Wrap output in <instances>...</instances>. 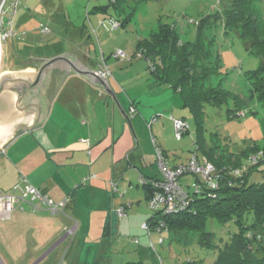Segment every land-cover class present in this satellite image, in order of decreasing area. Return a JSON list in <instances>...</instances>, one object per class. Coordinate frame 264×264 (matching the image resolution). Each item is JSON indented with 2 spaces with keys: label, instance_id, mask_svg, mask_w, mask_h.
<instances>
[{
  "label": "crops",
  "instance_id": "1",
  "mask_svg": "<svg viewBox=\"0 0 264 264\" xmlns=\"http://www.w3.org/2000/svg\"><path fill=\"white\" fill-rule=\"evenodd\" d=\"M66 1L70 2L68 10L62 9L55 14L56 17L47 13L49 19L59 25L61 31L57 37L66 38L63 42L59 39L54 41L58 45L56 51L47 56L34 54L32 48L37 44L28 36L25 35L27 37L25 40L20 38L16 43H12L11 38V46L14 48L9 54L13 67H4V72L26 69L34 72L43 59H50L63 53L75 55L85 67L95 71L100 67H106L110 71L108 82L120 106L127 114L131 113V108L135 111L133 120L136 121V129L126 123L112 99L105 98L86 79L73 74L68 75L64 80L62 78L42 124L32 132H23L15 136L0 151V163L2 162L3 167L0 175L1 192H8L19 179L24 178L54 201L66 197L71 200L67 205L66 217L42 216L46 213L42 212L41 216L38 215L40 217L32 219L33 223L27 224L23 218L17 217L14 222L4 226V231L21 226L14 232L19 237L10 238L6 242L9 246L8 249L6 248V254L12 258L13 264L19 260L25 264H38L43 259L46 260L49 255L54 254L55 246L68 239L67 225L74 222L75 232L80 227L86 229L85 234L91 237L92 241H108V238H101L102 223L106 216L111 235L118 233L120 223L117 221L114 208L117 205L114 200L116 195L112 197L110 185L117 182L118 188L121 189L126 175L130 178L136 171L138 178L150 177L151 173L147 168L145 170L141 168L154 162V151L151 162L147 160L148 138L143 135L140 125L145 123L151 130L155 129L158 132L155 124L160 118H169L170 121L184 119L176 115L179 111H187L182 108V100L178 92H174L166 85H157L151 80L147 61L140 55H136L134 62L132 59L128 60L129 69L125 65L127 61L117 59L113 55L110 58L106 57L111 37L113 41L117 37L123 39L124 33H118V30H127L125 28L133 25L138 28L133 18L137 6L156 0H115L122 5V8L116 10L110 7L109 0ZM78 1L81 4L74 6ZM25 2L28 5L33 3V0H25ZM25 7L27 6L22 3L19 20L15 19L18 15L17 11L13 21L16 37L24 33L21 32L27 21L24 16L30 17L29 10L26 13ZM105 7L106 12L100 10ZM215 8L213 4L209 12ZM110 21L118 22V27L112 28ZM109 26L111 29H107ZM155 30L154 28L149 32L147 29L144 31L137 29L134 33L137 34L139 41L142 39L140 37H148ZM92 33L95 36L99 33L101 41L104 39L103 44L100 45V59ZM106 33L114 36H107ZM4 58L6 54L2 44L0 62L3 65ZM138 62L144 63V72ZM129 70L131 75L129 73L124 75ZM153 118L157 121L151 123ZM168 124L169 128H173L170 123ZM136 134L139 135V139L136 138ZM191 134L190 132L184 135L183 139L191 138ZM152 143L164 151L170 165H178L168 161L167 151L172 148L171 142L156 137L153 138ZM253 179L257 180V177ZM25 208L27 207L21 206L19 209L24 211ZM11 214L8 221H11ZM75 217L79 219V223H76ZM59 221H63L64 224ZM26 227L30 228L27 234L23 231ZM0 238L4 243L6 235L0 234ZM29 243L35 246L28 248ZM145 245L142 247L145 248ZM113 262L114 260L109 264ZM118 262L119 259L116 260V263ZM105 264H108L106 259Z\"/></svg>",
  "mask_w": 264,
  "mask_h": 264
},
{
  "label": "rangeland",
  "instance_id": "2",
  "mask_svg": "<svg viewBox=\"0 0 264 264\" xmlns=\"http://www.w3.org/2000/svg\"><path fill=\"white\" fill-rule=\"evenodd\" d=\"M224 1L226 7L231 0ZM217 2V0H156L155 2L148 1L146 4L138 5L137 12L133 17L138 28H135L136 26L133 25L132 27L129 26L125 28L127 30H118V33H124L122 34L123 39L117 37L113 41V38L111 37L108 47L109 52L106 57H113L114 54L120 50L125 53L129 61L132 59L134 62L136 60L135 49L138 41L137 34L134 32H136L137 29L140 31H144L145 29H147V31L154 28L157 29L158 21L166 24L177 23L179 26H182L179 20H183V15H186L185 19L187 23L189 21H198L201 16H205L209 13V9L213 4L218 8L219 5ZM22 3L27 6L24 10L26 13H28L29 10L30 17L24 16L27 21L25 26L21 28V32L24 31L23 34L18 37L15 36L12 38L13 40L7 39L3 43L6 58H4V65L0 62V73L4 72V67H13L11 64L12 62L10 61V52L13 51L14 47L11 45L12 43L18 42L20 38L25 40L27 38L26 36H28L30 40L37 44V46L34 44V48H32L34 54L40 53L45 56L56 51L58 45L55 44V40L59 39V41L63 42L66 39L64 36L57 37L61 31L59 25L56 21H51L47 13L55 15L62 9L68 10L70 2L66 0H33V3L31 2L27 5L25 0H21V7L18 10L17 18H15L16 21L19 20L21 15L20 9L22 8ZM78 4H81L80 1H78V3L75 2V5H73L78 6ZM258 7L260 17L264 21V0H261ZM86 23L89 25L87 21ZM45 27L48 28V32H43ZM186 27V33L188 32V34L185 38L190 41L194 40L196 34L195 27ZM108 28L111 29L110 26L107 27V29ZM106 35L114 36L108 33H106ZM214 35H216V47L218 48V53L220 55V66L218 75L213 76L210 83H207L206 86L217 87L220 85L221 88L226 90L232 97H229L226 102L219 105L213 106L205 104L200 118V127L196 125L194 117L190 111L187 109H184L187 111H179V114H177L176 117H184V120L189 123L192 133L190 135L191 138L183 139L182 137V140H179L180 142L174 137L175 130L171 118V121L169 118L164 117L156 122L155 126L158 127V132L155 131V129L151 130L147 124L145 125V123H142L140 125L141 131L143 135L148 138V161L151 162L150 159L153 151L154 154H156V146L152 143L153 138L155 139L156 137L167 139L172 143V148L167 151L168 161L171 164L178 165H187L191 157L194 155L195 149L198 158L200 160L202 159L203 152L201 149L197 150V148H199L196 143L197 141L202 142L203 146L205 145L210 148L212 146L218 147L225 153L237 154L254 144L264 148V106L260 104L257 97L254 95L250 96L251 86L246 77L247 74L259 68V60L257 57L244 50L240 40L236 36L231 35L225 37L221 28L217 29L214 32ZM92 37L94 45L96 46L97 55L100 59L99 50L104 39L101 41V35L99 33L97 36L93 34ZM140 38L144 39L146 36ZM11 40L13 41L12 43L10 42ZM7 53L10 54L7 55ZM128 60L122 61H127L125 65L129 69ZM138 64L143 67L144 72V63L138 62ZM128 73L131 75L130 70L129 72L124 73V75H127ZM124 75L122 77H124ZM233 96L241 99L250 98V105H240L236 107V101H234ZM126 108V110H128V107ZM235 113L236 117L231 118L230 115ZM127 115L131 120L132 128L134 127V129H136V121L133 120L134 116L130 114ZM168 123H170L173 128H169ZM171 129H173L172 132ZM136 138L139 139V135L136 134ZM141 143L142 140L140 144ZM188 144H190L189 147ZM258 155L259 154L251 155L250 158ZM243 164L246 165V167H249L250 164L253 166L255 165L250 162L249 157L243 161L241 166ZM2 168L1 162L0 175ZM146 168L153 178L162 179L163 174L159 172L155 162H151V164H148L146 167L143 166L141 170H145ZM236 169V175L242 176L243 174L241 172L244 170L241 168ZM261 169L263 170L264 166ZM135 173L138 175L137 171ZM135 173L132 174L130 178L126 175L122 181L123 186L119 189V194L114 196V200L117 204L116 207H114L116 212L120 208L124 206L126 207V215L121 218L116 217L118 219L117 221L120 223L118 233L111 235L109 229L108 241L103 240L105 242H96L92 241V238L88 235L86 236V229L80 227L79 229L77 228V232H75V222L70 225L68 224L67 227L69 230L66 234L68 239L55 246L56 249L54 250V254L49 255L46 260L43 259L42 262H39L38 264H61L62 262H64V264H105V259L108 264L113 260V264H124L126 262H136L139 264H212L216 252L201 248L197 243V237H190L191 241L185 245L171 241V239L163 232L159 234L154 230L149 231L146 228H143V225L152 218L155 212L150 210L146 201L145 189L139 184V178ZM258 175L254 177H257V179L260 177L264 178V172ZM192 180L193 177H185L181 179V182H183L182 184H187L191 183ZM23 206L27 207L24 211H21L18 206L15 207V210L19 212L12 211L11 221H8V219L2 220L0 217V234L1 236L6 235V241L4 239V243H2L1 240L3 237L0 238V264H13L12 258L6 254V248L8 249L9 247L6 245V242H8L10 238L19 237V235L14 232L21 227L18 226V228H12L11 230L5 229L4 231V226L14 222L17 217L23 218L27 224L33 223V218L35 219L42 215V212H40L41 214L34 213L28 206ZM47 215L52 216L48 213H45L42 216ZM52 217L57 218L62 216ZM246 218L247 223L251 224V215H247ZM74 220L76 223H79L77 217H75ZM59 222L64 224L63 221ZM56 223L58 222L56 221ZM24 229V233L27 234L30 228L26 227ZM208 230L214 234V244L218 245L220 240L225 241L229 235L235 233L237 227L233 222L222 226L215 221H209ZM160 239L163 240V244L160 242ZM55 243H57V241ZM144 244H146L145 248L142 247ZM28 246V248H32L35 245L29 243ZM11 248L13 249V247ZM117 259H119L118 263H116ZM39 260L41 261V259ZM19 263L25 264L22 260H19L15 264Z\"/></svg>",
  "mask_w": 264,
  "mask_h": 264
},
{
  "label": "trees",
  "instance_id": "3",
  "mask_svg": "<svg viewBox=\"0 0 264 264\" xmlns=\"http://www.w3.org/2000/svg\"><path fill=\"white\" fill-rule=\"evenodd\" d=\"M217 1L219 7L201 16L198 21L187 23L186 15H183L182 21L179 20L182 26L158 21L157 29L148 37L137 41L135 49V56L140 55L147 61L151 80L157 85H166L174 92H178L182 108L192 113L198 127L205 104L219 105L232 97L220 85L206 86L219 72L220 55L214 35L219 28L225 37L236 36L244 50L258 58L259 68L246 77L251 86L250 96L257 97L264 106V21L260 17L258 7L261 0H231L226 7L224 0ZM109 2L113 10L122 8L115 0ZM100 10L107 11L106 7ZM186 26L195 27L196 34L192 41L185 38L188 34ZM233 98L236 107L249 106L251 102L250 98L241 99L234 96ZM236 113L230 117L235 118ZM134 114L135 111L130 113ZM190 132L189 128L186 134ZM196 143L199 146L196 147L197 150L201 149L203 152L202 159L198 158L196 149L194 155L199 161L205 159L212 165L214 171L211 176L217 188L215 190L209 188L198 175H185L182 179L193 177V180L187 184H182L183 182L179 180L182 185L190 187L193 182L200 185L197 194L187 191L189 206L184 212L173 214H162L161 210L153 211L155 214L146 224L150 226V231L159 229L160 233L166 234L171 241L181 244L187 245L191 241L190 237H197V243L201 248L216 252L212 264H264V178L253 179L264 172V169H261L264 166V148L254 144L235 154L225 153L218 147L203 146L199 141ZM156 149L161 151L169 170L179 166L170 165L164 151L158 146ZM256 153L261 157L254 166L251 164L249 167L244 164L241 166L246 158L250 159V156L257 155ZM154 156L157 165L156 154ZM236 168L244 170L241 172L242 176L234 174ZM158 170L162 174L159 168ZM163 179L164 176L162 179L140 176L139 184L145 189L147 203L153 196L154 183L162 182ZM110 193L112 197L119 194L117 182L110 185ZM23 205L17 206L20 208ZM122 209L125 212V207ZM65 215L63 216L66 217ZM247 215H251V224L247 223ZM209 221H215L222 226L233 222L237 231L215 245L214 234L208 230ZM102 224L101 238L107 239L110 229L107 216Z\"/></svg>",
  "mask_w": 264,
  "mask_h": 264
},
{
  "label": "built area",
  "instance_id": "4",
  "mask_svg": "<svg viewBox=\"0 0 264 264\" xmlns=\"http://www.w3.org/2000/svg\"><path fill=\"white\" fill-rule=\"evenodd\" d=\"M113 1V0H110ZM21 7V0H3L0 6V43L7 39L15 37V31L13 28V21L17 11ZM112 28L118 27V22L110 21ZM43 32H48V28H44ZM114 57L121 60H128L125 53L118 50ZM152 69V68H151ZM100 76L108 77L110 75L109 70L106 67H100L97 70ZM130 112L133 113L134 109L131 108ZM173 127L175 130V139L181 140L183 135L189 130V123L183 119H172ZM157 119L153 118L151 123L156 122ZM87 143L86 141H82ZM261 157L253 156L250 158V162L255 164ZM157 165L162 172L164 179L162 182L154 183V193L152 198L148 201L149 208L152 211L161 210L162 214H173L184 212L189 206L188 190L197 194L199 192V184L193 182L190 187H185L179 180L185 175H198L199 178L207 184V186L213 190L217 188L211 173L214 168L205 159L199 161L195 155H193L187 165H179L178 167L169 170L168 165L165 163L162 153L156 149ZM237 174V171H234ZM113 184V183H112ZM111 184V185H112ZM116 188L114 187V191ZM116 192V191H115ZM70 201L69 197H66L60 201H54L46 194L42 193L38 188L30 185L28 181L21 178L20 181L13 186L8 192H0V217L5 220L8 219L12 211L19 204L28 206L32 212H46L52 216H63L65 215V209ZM6 215V216H5ZM125 215L124 210L121 208L116 212V216L121 218ZM150 231V226L147 224L143 225ZM160 233V230H156ZM163 240L160 239V242Z\"/></svg>",
  "mask_w": 264,
  "mask_h": 264
},
{
  "label": "water",
  "instance_id": "5",
  "mask_svg": "<svg viewBox=\"0 0 264 264\" xmlns=\"http://www.w3.org/2000/svg\"><path fill=\"white\" fill-rule=\"evenodd\" d=\"M71 74L86 79L105 98L112 99L131 126V120L120 106L108 78L85 67L75 55L63 53L43 59L34 72L26 69L0 73V151L15 136L32 132L42 124L62 78L64 80Z\"/></svg>",
  "mask_w": 264,
  "mask_h": 264
}]
</instances>
